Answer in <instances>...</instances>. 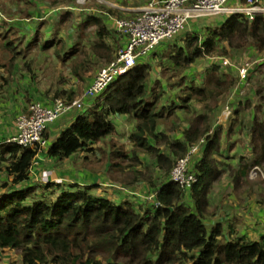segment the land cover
<instances>
[{
  "label": "trees",
  "instance_id": "16d2710c",
  "mask_svg": "<svg viewBox=\"0 0 264 264\" xmlns=\"http://www.w3.org/2000/svg\"><path fill=\"white\" fill-rule=\"evenodd\" d=\"M86 20L82 28L95 27L98 37L88 49L82 42L41 40L43 50L61 43L64 48L56 50L55 56L62 57L65 63L76 58L70 71L80 79L92 76V55L113 60L114 47L107 43V38L119 40L118 46L122 45L119 36L124 38L117 30L109 29L101 17L90 16ZM24 23H18L20 29L26 28ZM42 26L39 24L38 33ZM8 32L0 39L12 51L9 60L12 72L24 57ZM224 42L235 50L254 45L260 52L264 51V16L258 14L253 20L240 13L226 16L217 27L187 33L181 45L177 42L171 45L168 57L185 71L200 58L219 50L228 53ZM222 43L224 47L220 46ZM106 50L108 54H104ZM218 70L219 66H214L206 74L203 85L186 87L183 102L187 103L185 109L189 113L188 104L194 99L204 103L208 112L213 111L218 98L232 89L233 80L223 78ZM151 78L152 63L138 62L101 92L93 106L80 112L45 153L56 161H63L81 150L92 151V144L115 131L113 117L127 114L137 121L131 135L134 145L157 160L164 176H170L175 162L187 154L192 144L205 139L202 156L193 165L197 181L192 187L186 189L169 179L156 188L146 178L154 187L151 193L154 200L148 206L135 209L129 202L117 203L95 194V183L34 182L31 170L38 155L46 150L45 146L1 142L0 169L11 179L3 180L0 185V249L16 250L22 264H264L263 238L252 239L234 228L224 229L220 222L212 227L208 225V196L214 181L223 173L220 162L213 156L221 147L222 128H211L209 113L193 112L184 141L163 140L170 145L173 156L148 143L147 135L155 136L159 124L154 110L163 95L149 89ZM62 82L60 79V86ZM54 94V99L72 102L77 92L60 87ZM150 94L154 96L153 101L149 100ZM262 108L259 106L253 115L251 144L255 163L264 169ZM249 169L245 166L240 171L248 174ZM136 175L146 177L145 173ZM239 175L237 171L236 188Z\"/></svg>",
  "mask_w": 264,
  "mask_h": 264
},
{
  "label": "crops",
  "instance_id": "0c3cea01",
  "mask_svg": "<svg viewBox=\"0 0 264 264\" xmlns=\"http://www.w3.org/2000/svg\"><path fill=\"white\" fill-rule=\"evenodd\" d=\"M241 1L242 0H230L229 3L237 4ZM262 1L264 2V0ZM149 2L150 0H105V3L108 5L106 6L107 8L102 7L101 9H93L95 13L90 16L101 17L109 29L116 31V22L118 19L137 15ZM55 12L56 10L53 9L52 14ZM225 18L226 16L211 21L199 20L191 22L194 24L190 26L189 30L192 29V26L195 31L204 30L207 27H217L224 22ZM86 22L87 20L85 23ZM110 24H113L114 28H112ZM38 26L39 23L37 24L36 30ZM25 29V27L21 28V30ZM31 29L32 28H30V30ZM43 35L41 40L50 39L53 40L54 43L62 40V42L66 41L67 43H72L71 39L68 40L63 32L58 31V33H56L54 25L52 24H48ZM109 39H111V41L110 43L107 42L108 44L118 46L119 40L114 38ZM125 43L126 38L124 37L122 44ZM224 43L228 49V53H231V51L236 53L235 49L230 48L226 42ZM248 49H250V51ZM157 50L160 49H156L155 51ZM236 50L240 52L244 50L243 52L246 55H254L252 59L256 58L257 61H259V58L263 59L264 57V51L260 52L254 45H250L245 49L241 48L240 50ZM113 55L114 52L112 54V59ZM102 59L107 61L105 58ZM156 59L158 58H156L153 51L148 56L139 59L138 62L153 63ZM248 59H250V57H248ZM23 62L19 61L13 70V73H21L20 82H15L17 78H15V75L12 73V82L10 85L12 87L5 85L3 88L4 94L0 99V109L4 110L6 114V119L4 121L5 127L1 130L3 136L8 135V137H11L16 133V120L20 114L27 110L30 103L38 101L44 105H51L55 100L53 98L54 93L50 94V90L43 87L41 78L35 70H33L32 73L26 67H19V64H23ZM68 76L69 82L65 84V89H72L77 93L78 82L84 83V80L87 81L85 87V89H87L94 78L92 75L88 78L85 77L84 79H80L72 75L71 72ZM6 77L7 76H5V78ZM149 89L163 92V95L156 103V110H154L155 113L158 114L157 119L159 123L155 131V136L147 135L146 138L148 139V143L155 146L160 152L173 156L171 154L170 145L163 142V140L168 139L170 142L184 141L185 131L190 126L193 112L209 113L211 128H222L221 147L219 151L214 152L213 156L220 162V168L223 173L214 181L208 196V225L212 227L220 222L224 229L234 228L237 232L246 234L252 239L263 238L264 240V169L255 163L256 156L251 144L253 117L249 120L245 118V116L243 117L241 112L237 114L236 118L232 116L230 104H232L234 95L233 92L230 94L231 90L230 93L228 92V95L225 93L218 98V103L213 111L208 112L206 107L199 110V105L191 101L188 104L191 110L189 113L188 110L185 109L187 103L183 102L182 96L176 95V97H170L172 91H177V87H170L167 83H160L158 85H152L150 83ZM97 96L95 98H86L85 108L83 110L66 114L60 118L61 120L59 119L60 122L57 120L48 127L45 144L46 150L40 153L34 161L31 170L32 181H39L42 183L43 180L46 181L47 177L48 181H56L54 175L56 176L57 173L55 171V173L47 171L46 167L48 164H56L60 161L50 158L45 152L48 147L53 144L61 131L71 124L80 112L88 110L95 104ZM149 100H154L152 94L149 95ZM234 101L235 100H233V102ZM245 104L246 103L242 104L241 107H244ZM8 111L11 112L8 113ZM184 115H187L189 119L186 120ZM113 122L115 131L109 137L92 144L90 146V148L93 149L92 151L81 150L79 153L87 157V153L96 152L97 161H99L96 165L100 164L99 173H97V168L95 174L92 175L91 172L89 175H86L85 171L79 170L78 177L74 182L81 185L95 183L97 185L96 188L93 189L95 194L107 197L117 203L129 202L135 209H140L142 206H148L150 204L149 202L147 203L145 199L141 203H135L133 201L132 194L135 193V187L139 188L140 183H143L142 180H144L140 176L137 178L136 173H146L147 170L144 166L146 165L145 162L149 160L155 163L156 169L160 172L164 173V171L158 166L155 158L148 153H144L145 151L142 148H138L134 145L131 135L136 127V119L127 114H117L113 117ZM155 137L161 141L157 140ZM240 140L246 142V144L241 143ZM198 155L199 158L196 159L194 163L202 156V154ZM134 157H137V161L134 160ZM69 159L72 158H66L63 161ZM245 166L250 167L248 174L245 172L247 175L240 171ZM237 171L240 173L238 177V188L235 187ZM167 176L168 175H166V177ZM168 177V179L161 182L158 188L170 179V176ZM7 178L5 174L1 173L0 185L2 181ZM89 178H92V180L90 181ZM153 182H155V180H153ZM143 186L148 192H153L152 189L154 187L149 188V185L146 184ZM0 264H22L21 256L16 250L11 248L0 249Z\"/></svg>",
  "mask_w": 264,
  "mask_h": 264
},
{
  "label": "rangeland",
  "instance_id": "374dc122",
  "mask_svg": "<svg viewBox=\"0 0 264 264\" xmlns=\"http://www.w3.org/2000/svg\"><path fill=\"white\" fill-rule=\"evenodd\" d=\"M106 6L108 5L105 3V0H88V2L84 5L79 4L77 0H0V38H4V34L10 30L8 34L12 36L14 45L19 48L18 50L21 52V56L24 57V63L19 64V67H29L27 69L32 73L33 70H35L41 78L43 87L47 88V90H50L49 92L51 94L56 92L58 88L60 89V87L66 88L65 84H68L69 82L68 75L71 72V63L74 62L76 58L68 61L67 63L62 60V57L57 58L55 56V51L63 50L64 48L61 43L43 50V41H41L43 35L42 32H44L48 24H52L54 25V30L56 33H58V31L63 32L68 40L71 39L72 44L84 42V44L87 46L86 49H88L90 44L98 39L95 33L96 28L91 27L87 30L82 27L85 24L86 18L95 13L93 12V9H101L102 7L107 8ZM53 9L56 10L54 14H52ZM220 17L223 18L224 16L213 15L201 18L199 20L211 21ZM19 22H25V30L20 29V24H18ZM38 23L43 25L41 29L42 32L39 28L40 33L36 31ZM192 24L194 23L186 26L175 37L160 44L156 48L160 50H154V55H156V58L158 59L154 60L152 63L153 79H150V83L152 85L167 83L170 87H177L178 92L176 90L172 91L170 97H176V95H178L180 97L182 96L183 99L184 91L187 86L203 85L206 74L211 72L214 66H219L218 73L223 78H227V80H233L231 93L229 91L230 94L233 92L234 95L232 98V104H230L232 116L236 118L237 114L241 112L243 117L245 116V118L250 120V118H252L254 113L258 110L257 108L262 106L263 108L261 109V115L264 117V57L263 59L259 58V61H257L256 58L252 59L254 55H246L243 52L244 50H242V52L235 50L236 53L232 51L231 53H220L221 50H219L218 52L214 53V55L200 58L185 71H182L181 68L175 66L173 62L170 61L168 56L170 54L171 45L176 42L181 45L187 33L195 31L193 26L192 29L189 30ZM110 25L112 28H114L113 24ZM30 28L32 29L30 30ZM119 37L120 44H122L123 38L121 36ZM110 41L111 39L107 38V42L110 43ZM29 42H31V45L27 47ZM220 46L224 47L223 43ZM113 47V59H115L120 46L115 47V45H113ZM248 50L250 51V49ZM61 52L63 53V51ZM86 52H88V50ZM108 52L109 51L106 50L104 54H108ZM12 55L13 54L10 47L6 45L4 39H0V99L4 94V86H10L12 82L11 75L13 71L10 72L9 70V60ZM248 57H250V59H248ZM224 59H229L231 64L225 65L222 62ZM92 60L93 61H91L90 64V71L93 72V76L95 74L97 75L102 68L110 63L109 60L106 61L102 59V57L98 58L95 55H92ZM243 66H248L249 68V76L247 80H245L244 84L241 83L239 70V68H242ZM13 74L15 75V78H17L15 82H20L21 73L15 72ZM5 76L7 77L5 78ZM60 79L64 80V82H62L64 84L61 86L59 85ZM86 83L87 81L85 80L84 83L78 82V93L75 98H80L83 96L86 90ZM53 96H55V94ZM233 100L235 101L233 102ZM192 103L198 104L199 110L205 107L204 103H201L196 99L192 100ZM244 103H246L245 106L241 107ZM30 105L31 103L29 106ZM10 112L11 111H8V113ZM5 116L6 114L4 113V110L0 109V143L6 141L9 138L8 135L3 136L1 132L2 128L5 127ZM184 116L186 120L189 119L187 115ZM60 120L58 122H60ZM240 142L246 144L244 141L242 142L240 140ZM87 154V157L82 154H77L72 159L63 162L60 161L56 164H48L46 169L47 171L57 173L56 176L54 175V179L57 182L72 184L74 181H76L79 170L85 171L86 175H89L91 172L92 175L95 174L97 168V173H99L100 164L96 165L99 162L97 161L96 152ZM199 154H202V152L200 151ZM198 158L199 155H195L193 162ZM145 164L146 165L144 168L147 170L145 173L146 177L143 178V183H140L139 188L135 187V193L132 194L133 201L135 203H141L144 201V199L147 201V203L152 202L150 197L151 193L148 192V190L143 186L146 184L149 185V188L152 187L146 178L151 179L152 182L155 180L154 183L157 185L156 188L161 184V182L169 178L168 176L166 177V175L164 176V173L156 169L155 163H152L151 160L145 162ZM1 173L2 170L0 169V174ZM89 180L91 181L92 178H89ZM43 182H49L48 177L46 181L43 180Z\"/></svg>",
  "mask_w": 264,
  "mask_h": 264
},
{
  "label": "built area",
  "instance_id": "2783aa9c",
  "mask_svg": "<svg viewBox=\"0 0 264 264\" xmlns=\"http://www.w3.org/2000/svg\"><path fill=\"white\" fill-rule=\"evenodd\" d=\"M230 0H150L140 13L133 17H122L116 22V30L125 38L117 51L115 59L102 68L93 78L80 98L72 102L57 98L51 105L32 102L26 112L17 118V131L6 142L22 146H45V133L48 127L74 111L85 108L86 98H95L117 79V77L131 70L139 59L148 56L160 44L175 37L181 30L201 18L213 15L229 16L240 13L253 20L258 14L264 16V2L262 0H242L237 4H230ZM84 5L88 0H77ZM222 62L231 64L229 59ZM241 83L244 84L249 76L248 66L239 68ZM244 92V91H242ZM205 139L189 147L187 154L178 159L171 172L170 179L180 186L189 189L197 181L193 169V158L201 151ZM152 201L154 195L150 196Z\"/></svg>",
  "mask_w": 264,
  "mask_h": 264
},
{
  "label": "clouds",
  "instance_id": "9594fccd",
  "mask_svg": "<svg viewBox=\"0 0 264 264\" xmlns=\"http://www.w3.org/2000/svg\"><path fill=\"white\" fill-rule=\"evenodd\" d=\"M123 36V35H122Z\"/></svg>",
  "mask_w": 264,
  "mask_h": 264
}]
</instances>
